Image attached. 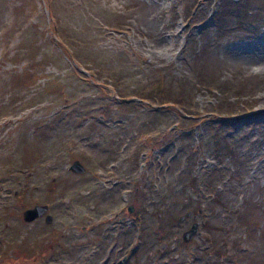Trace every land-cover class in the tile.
<instances>
[{
	"label": "rangeland",
	"instance_id": "obj_1",
	"mask_svg": "<svg viewBox=\"0 0 264 264\" xmlns=\"http://www.w3.org/2000/svg\"><path fill=\"white\" fill-rule=\"evenodd\" d=\"M0 264H264V0H0Z\"/></svg>",
	"mask_w": 264,
	"mask_h": 264
},
{
	"label": "water",
	"instance_id": "obj_2",
	"mask_svg": "<svg viewBox=\"0 0 264 264\" xmlns=\"http://www.w3.org/2000/svg\"><path fill=\"white\" fill-rule=\"evenodd\" d=\"M69 169L74 172V173H83L84 172V167L80 163L79 160H74L70 166ZM47 205L46 204H34L31 207H27L26 209L23 210L22 212V217L25 221L29 222L39 216L44 215L45 216V222L49 223L52 219L51 215L46 213L47 212ZM197 223L194 222L188 230L183 232L182 238L184 240H188L189 237L194 234L197 230Z\"/></svg>",
	"mask_w": 264,
	"mask_h": 264
},
{
	"label": "trees",
	"instance_id": "obj_3",
	"mask_svg": "<svg viewBox=\"0 0 264 264\" xmlns=\"http://www.w3.org/2000/svg\"><path fill=\"white\" fill-rule=\"evenodd\" d=\"M233 2H237V0H232ZM217 13H219V6L216 8V10H215V13H214V15L212 16V18H213V20H214V22H215V24L217 23L218 25L217 26H219V25H221V18L219 17V15H217ZM249 13V9H246L245 10V15L246 14H248ZM250 16V15H249ZM220 18V19H219ZM257 19H259V17H257V18H252L251 20H243L242 19V21H241V23H245V24H249L250 25V27L251 28H257V26L258 25H256L257 24ZM253 24V25H252ZM257 32V31H256ZM141 100H146V99H148V98H155L156 100H159V102H161L162 104L163 103H173V104H175V105H177L179 108H181V107H183V101L180 99V98H177L176 97V99L174 100V99H170V98H168V99H164V100H160V99H158V96H151V95H143V94H138L137 95ZM183 110V109H182ZM186 113H188V112H186Z\"/></svg>",
	"mask_w": 264,
	"mask_h": 264
}]
</instances>
